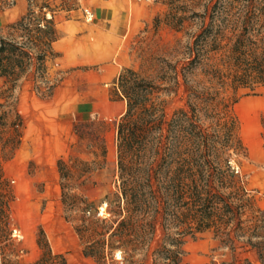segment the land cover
Listing matches in <instances>:
<instances>
[{"label": "rangeland", "instance_id": "rangeland-1", "mask_svg": "<svg viewBox=\"0 0 264 264\" xmlns=\"http://www.w3.org/2000/svg\"><path fill=\"white\" fill-rule=\"evenodd\" d=\"M0 1V8L12 4ZM141 1L142 21L124 41L121 74L139 83L163 116L156 133L159 156L178 158L184 141L190 155L203 161L204 188L218 194L211 225L182 236L181 261L264 264V210L245 180L250 157L264 149L263 89L235 87L228 58L240 31L264 37V0ZM27 2L25 20L0 24V264H33L45 250L41 231L68 264H167L156 249L171 247L175 229L168 213L163 226L156 223L152 233L138 230L128 244L111 234L126 213L117 153L120 118L75 122L62 142L54 185L53 173H41L34 163L5 170L24 136L21 101L31 93L50 96L62 77L60 66L50 62L51 15L81 0ZM18 170L32 177L22 188ZM14 227L23 238L14 237Z\"/></svg>", "mask_w": 264, "mask_h": 264}, {"label": "crops", "instance_id": "crops-1", "mask_svg": "<svg viewBox=\"0 0 264 264\" xmlns=\"http://www.w3.org/2000/svg\"><path fill=\"white\" fill-rule=\"evenodd\" d=\"M143 7L141 0H81L76 8L52 13L50 62L58 63L62 77L50 96L31 93L21 101L24 136L5 170L34 163L41 173H53L49 182L54 185L61 145L75 122L91 117L117 119L125 113L127 102L119 86L123 46L142 21L139 12ZM28 8L27 0H12L0 8L1 26L21 21ZM85 9L93 13L91 21L86 19ZM249 161L246 185L256 192L257 204L264 210L263 147ZM28 173L18 170L20 188L32 178Z\"/></svg>", "mask_w": 264, "mask_h": 264}, {"label": "trees", "instance_id": "trees-1", "mask_svg": "<svg viewBox=\"0 0 264 264\" xmlns=\"http://www.w3.org/2000/svg\"><path fill=\"white\" fill-rule=\"evenodd\" d=\"M207 36L204 29V38ZM259 36L247 30L235 34L228 58L232 66V84L235 87L259 85L264 95V42H260L264 37L263 34ZM4 50L1 45L0 52ZM4 59L10 62L12 58L7 55ZM119 86L127 102L117 130L118 163L126 213L111 234L128 244L138 230L139 234L140 231L152 233L156 223L163 226L168 213L175 229L168 241L171 247L162 243L156 251L159 257L166 259L167 264H183L179 249L182 236L211 225L217 211L218 194L210 187L204 188V175L199 171L203 161L200 163L196 154L190 155L193 149H186L184 141V150L179 151L178 158L168 159L166 154L159 156L156 133L163 124L160 110L146 98L139 83L128 75H120ZM262 127L264 130V120ZM194 135L197 139L201 137L199 131H195ZM164 152L169 156L168 149ZM226 167L232 176V171ZM41 234L39 244L45 250L33 264H68L62 253L53 252L43 231ZM85 252L91 253L88 249ZM2 264L12 263L5 260Z\"/></svg>", "mask_w": 264, "mask_h": 264}, {"label": "built area", "instance_id": "built-area-1", "mask_svg": "<svg viewBox=\"0 0 264 264\" xmlns=\"http://www.w3.org/2000/svg\"><path fill=\"white\" fill-rule=\"evenodd\" d=\"M85 15H86V19L88 21H91L93 19V13L89 9H85ZM40 25H42V24H40ZM56 64L58 66V63H56ZM232 168L234 169L235 172H237V168L236 167H232ZM12 234L14 235V237H16L18 239H21L24 236L22 231L19 228H17V227L12 228Z\"/></svg>", "mask_w": 264, "mask_h": 264}]
</instances>
